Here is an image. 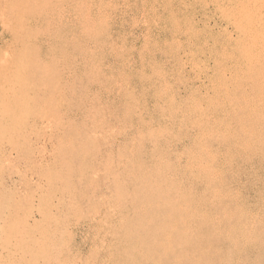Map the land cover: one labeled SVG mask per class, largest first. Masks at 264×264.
Segmentation results:
<instances>
[{
  "label": "rangeland",
  "instance_id": "obj_1",
  "mask_svg": "<svg viewBox=\"0 0 264 264\" xmlns=\"http://www.w3.org/2000/svg\"><path fill=\"white\" fill-rule=\"evenodd\" d=\"M44 1L0 0V56L6 52L12 53V60L19 62L23 71L21 85L19 89L17 88L19 91L16 89L15 95L6 97L0 87V104L10 97L16 99L21 95L25 98L26 105L22 109L15 105L23 124L47 114L68 115L65 123L69 122L62 129V137L72 136L76 144L72 151L70 149L65 151L64 148L60 151L62 158L66 157L65 159L69 160V169L67 168L65 172L58 170L49 177L51 182L57 184L52 186L55 192L65 190L71 194L74 202L61 205L60 214L54 221L51 220L55 224L58 223L59 231L51 233L47 240H44L43 250L38 254V263L40 261L39 264H264V233L261 234V231H264V153H262L264 131L260 135L257 131L250 134V130L242 127L238 116L228 109L230 105L227 98L231 100L233 96L219 93L217 95L212 88L211 93L208 79L192 69L186 59L183 58V61L179 59L182 50L185 49L184 46L176 45L179 56L172 57L173 47L163 32V22L159 23L152 19L157 23L154 26L153 21L149 22L151 8L148 7L153 5L154 0H83L86 5L88 3L90 7L92 6V17L99 19L105 12L103 18L108 19L104 26L102 23L96 24V30L100 31L99 34L103 33L104 37L98 34L101 38L96 36L93 42L97 40L98 43L94 42L95 45L87 42L85 35L87 28L83 30L84 22L77 16L78 13L74 14L78 12L76 11L78 6H83V1L77 0V3L81 2L80 5L73 4L74 0L67 5L64 4V17L53 22L49 29L44 21L49 18L55 0ZM143 6L147 9L145 10ZM155 7L158 9L160 19H165L167 15H163L161 7L158 5ZM96 13L100 15L97 16ZM75 16L78 21L75 20ZM196 17L199 18V15L195 16V20ZM79 18L83 25L80 24ZM25 24L28 27H24ZM46 29L48 30L45 31ZM106 29L105 34L103 30ZM208 31L211 32L210 29ZM100 40H104V43ZM115 51L118 53L117 56ZM204 53L209 55L208 51L204 50ZM88 54L91 55L88 57ZM207 64L206 72L211 73L208 68L213 67L212 62L209 61ZM212 96L216 97L218 103L224 97L220 104L228 102V106L224 103L227 107L220 104H217V107V102L211 99ZM12 98L11 101L14 103ZM238 122L243 128L240 127L242 132L238 130L240 126ZM96 127L99 134H95ZM201 133H205L204 136ZM6 134L5 131H0V144L4 141L3 138H6ZM32 134L44 133L35 130ZM55 145L57 146L47 145L45 149L49 153L54 151L56 164L61 158ZM14 146L18 151V158L28 160L30 165L28 169L35 175L40 173L45 175L46 169H52V161L49 158L45 163L50 161V165L43 168H46L45 172L40 171V165L36 162L31 163L38 151L26 142H14ZM107 149H109L107 154H110L107 158L111 161L104 155ZM206 149V154L210 155L204 158L206 151L203 153L202 150ZM212 156L215 160L209 159L214 158ZM197 158L201 160L198 161ZM79 161L81 162L77 163ZM123 161H126L125 165ZM198 165L203 166V169ZM121 167L123 171L119 170ZM208 167L215 171L212 172L214 174L211 173L212 176L207 174L210 172L206 169ZM197 168L203 172L198 169L200 171L198 173ZM12 170L11 166L0 167V174L10 187L9 177L14 171ZM207 170L209 172H206ZM125 171L131 172L133 176L131 173H127V176ZM20 173H23L22 169ZM203 173H206V177ZM65 174L67 175L64 176ZM139 175H144L143 180L146 182L148 180V184ZM113 178H117L120 183L117 182L116 186L115 182L112 184L110 179L113 181ZM130 178L133 179H131L133 183ZM215 178L219 179V184L215 182ZM151 180L155 182L156 187L160 184L159 188L165 190L162 191L164 194L157 188L156 193L151 192L152 197L150 194L147 195L149 192L147 189H150V186L155 187ZM139 181L142 182L141 186ZM61 182L67 184L62 185ZM144 185L149 186L143 188ZM117 186L122 187V190L127 187L126 191L121 190L123 194L121 205L114 203L116 198L114 190ZM10 187L7 188V192H10L7 195L11 200L13 189ZM149 201L151 205L146 208L150 204ZM11 202L13 204L11 200L10 205ZM28 204L29 202L25 207L30 208L32 203ZM111 204L116 207H114L117 210L116 219L105 217V209ZM178 204L185 210L189 208L184 210V213L179 210L178 213L182 217L177 216ZM139 207H145V211ZM165 216L171 220L175 217L177 221L181 217L187 226L182 224L180 230L178 228L170 230L171 234L168 231L170 243L163 251L162 246L156 245L163 236L161 224ZM100 218L102 223L99 222ZM169 219L166 218L165 221ZM248 230L251 234L248 236L250 239L246 238ZM201 250L203 252H200Z\"/></svg>",
  "mask_w": 264,
  "mask_h": 264
},
{
  "label": "bare ground",
  "instance_id": "obj_2",
  "mask_svg": "<svg viewBox=\"0 0 264 264\" xmlns=\"http://www.w3.org/2000/svg\"><path fill=\"white\" fill-rule=\"evenodd\" d=\"M55 1H54L55 6L52 9H50V6L48 4L49 9L51 10L50 11L51 13L49 15V18L46 21H44L45 26H47V28L53 22H57V20L62 19L64 17L65 10H64L63 6L69 4L70 1L72 2V0H55ZM82 1L83 0H81V2ZM36 2H37V0H36ZM51 2H52V0H51ZM81 2L77 3V0H74L73 4L77 3L80 5ZM82 4H83V6L82 5H81V7L78 6L77 9H76V5H75L74 7H75L76 11H78V12H75V13L73 12V13L75 15H76V13H78L77 16H79L82 19V21L84 22L83 23L84 24L83 30L85 27L87 28V30H86L87 34H85V35H87L86 36L87 42L90 41V42L94 43L97 40L94 42H93V40H95L96 36L100 32V31L96 30V28H95L96 24L102 23L103 24L102 26H104L105 23L107 24L106 20H108V19L103 18V14L105 13L104 12L105 8H104V10L102 9L104 13H102L101 15L98 14L100 16H99V19H97L95 17H92V6L90 7V5L88 3L86 5V3H84V1ZM155 5L156 6L158 5L159 7H161L162 10L161 9L160 10L162 11L163 15H165V14L167 15L166 18H169V17L170 18L167 20H165L166 18L163 20L160 19L159 13L157 11L158 9H156ZM100 6H102V5H100ZM109 7H110V5H109ZM101 8H103V7H101ZM148 8L149 9L151 8L149 11L151 13V14H149V15H151V18H150L151 21L149 19V22H152L153 20H157V22H159V23L163 22L162 24H164V28H162L163 25L161 26V28L163 29V32L166 34L169 42L172 44L171 45L173 47V50H171L172 51L171 52L172 57L177 58L179 56L176 45L184 46L185 49L182 50V53H181L182 56L179 57V59L180 60L182 59L181 61H183V58L186 59L188 61V63L191 64L192 69H194L199 74H203L205 76V78L208 79L209 84H211L210 91L212 88L216 92L217 95H219V94L229 95V96L232 95L233 98L231 100L229 98H227L230 106H228V104H227L228 102H224L227 104L229 111L233 112L234 114H236V116H238L239 122L241 123L242 127H246L248 130H250L251 131L250 134H252V132H254V131H257L259 135H260V133L262 134V131H264V0H182V1H179V0H154L153 5L151 7H148ZM49 9H48V11H49ZM107 9H108V7H107ZM146 9L147 8H145V10ZM97 12H98V10H97ZM96 15H97V13H96ZM196 15H199V18L196 17V20H195ZM42 16H44V15H42ZM65 17H66V15H65ZM73 17H74V15H73ZM81 19H80V24H82ZM63 20H66V19H63ZM75 20L78 21L77 17ZM155 23L156 22L153 21V24L152 23L151 24L154 26ZM155 25H157V23ZM25 26H26V24L24 25V27ZM26 27H28V26H26ZM7 28H8V26H7ZM102 28L105 29V27H102ZM48 29H46L45 31H47ZM81 29H82V27H81ZM107 29L105 31L103 30V32L105 33L107 31ZM209 29L211 32L208 31ZM213 31H214V33H213ZM101 32H102V30H101ZM100 34H101V37H104V36H102V35H104L103 33H100ZM99 35L97 36L98 38L100 37ZM167 39H166V42H168ZM103 41L104 40H102L101 43H104ZM105 41H107V40L105 39ZM97 43L98 42H96V44ZM94 45H95V43H94ZM98 46L100 47V44H98ZM105 46H106V44H105ZM107 46H108V44H107ZM37 47H38V45H37ZM187 48H188V50H187ZM87 50H88V48H87ZM204 50H205V52L208 51L209 55H207V53L203 54ZM114 53L117 56L118 53H116V51ZM90 55L88 54L87 56L89 57ZM11 56H12V53H10V52L9 53L6 52L0 56V87H2L1 90L4 91V93H5L4 95L6 97H8V95L13 96V94L16 92V89L17 88L19 89V87L21 85V79H22L21 76L23 73L22 66L20 65V63L13 61L14 59L12 60ZM39 56H40V54H39ZM80 58H82V57H80ZM91 60H92V58H91ZM57 61H58V59H57ZM209 61H211L212 65H213V67L208 68L212 71L211 73H207L206 69H205V66L208 65L207 63ZM95 66H97V65H95ZM95 73H97V72H95ZM97 80H99V79L97 78ZM91 84H93V83L91 82ZM86 92H87V90H86ZM59 93H61V92H59ZM211 93H212V91H211ZM52 94L54 95L55 93H52ZM84 94H86V93H84ZM212 95H214V94H212ZM53 97H55V96H53ZM11 98L12 97H10L9 99H5L4 101L2 100L3 103L0 104V131H5V133H7L6 138H3L4 141L0 144V146H1L0 147V167L11 166L12 169L14 170V171L12 170L13 173L9 177L11 180L10 181L11 187L8 185V182L6 184V181H5L6 179H4V177H2L3 175L0 174V264H39L40 261L38 263V258H39L38 254L41 250H43V246L45 245L44 240H47V238L51 235V233H53L55 231L56 232L59 231V228L57 226L58 223L56 222L57 224H55V222H53V221H54V218L60 214V206L64 205V203L70 204V202L71 203H72V201L74 202V199L72 198L71 194L67 193L65 190L62 189L60 192L56 193L55 190L52 188V186L57 185V184L54 182H51V180H50L51 178H49V177L52 176L54 174V172H56L58 170L65 172V170L69 166V160L65 159L66 157L62 158L63 155H62V153H60V151H62L63 148L65 151H67V149H70L72 151L76 148V144H75V139L72 136H67L64 138L62 137L63 136L62 129H63L64 125L69 122L68 121L67 123H65L66 122V116H68V115L62 116V115H57V114H52V115L47 114V115H43L37 119L26 121L23 124L20 122V120H22V119L19 118L20 114L15 110L16 109L15 105L17 106L18 109H22L26 105L25 104V98H23L21 95L19 97L17 96L16 99L12 98L14 103L11 101ZM85 98H87V96H85ZM215 98H213V96H212L211 99L213 102H217L216 105L220 104L224 100L223 99L224 97H223V98H221V101L219 100L220 103H218V100H216ZM83 99H84V97H83ZM212 101H210L211 104H212ZM224 103H223V105H225ZM211 104H210V106L212 108L213 107L212 105H214V103L212 105ZM216 105H214V106L216 107ZM223 105L220 104V106H223ZM193 107H194V105H193ZM217 107H218V105H217ZM215 110L216 109L214 108V111ZM223 110H224V107H223ZM85 114H87V113H85ZM85 116H87V115H85ZM232 117H234V115ZM239 122H238V125H240ZM94 125H96V124L94 123ZM241 125L239 126L238 130L242 132L243 128L241 127ZM240 127L242 128L241 130H240ZM197 129L199 130V127H197ZM204 129H206V128H204ZM35 130L40 131V133L43 132L44 134H38V135L34 134L33 135L32 133H35ZM96 130H97V127L95 128V131ZM103 130H105V129H103ZM99 131H101V130L99 129ZM198 133H200V132H198ZM92 134L93 135L99 134L98 130H97V133H95V134L92 133ZM201 134L204 136L205 133L204 134L201 133ZM225 134H226V132H225ZM230 134H233V133H230ZM237 134H239V133H237ZM31 136H33V137H31ZM100 136H102V135L100 134ZM31 138H33V139H31ZM113 138H114V136H113ZM19 141L20 142H26L32 148L34 147L35 149H37L38 152L35 153L36 154L35 159L32 160L31 163L34 164L36 162L38 165H40L39 168H40L41 172L44 171L50 165V161H52L51 162V164L53 166L52 169H46L45 170L46 172L44 171L45 175L42 173L37 174V175L32 173L28 169V167H30L29 161L28 160H26V161L22 160V158L20 159L17 156L18 151L16 150V146H14V142H19ZM196 141H197V139H196ZM248 143H250V141ZM54 144H57V146L56 145L55 146L58 148V150H59L58 155H59V158H61V160L56 161V162H58L56 164L54 163L55 158H56L54 156V151H52V153H49L45 149L47 147V145L52 146ZM107 147H108V145H107ZM247 148H248V146H247ZM257 148H255V149L258 150ZM54 149L56 150V148H54ZM207 149L202 150V152L204 153L206 151L205 152V154H206ZM245 149H246V146H245ZM245 149H244V151H245ZM108 150L109 149H107L106 153L104 154V155H106V158H107V155L108 156L110 155V154H107ZM199 150H201V148ZM131 153L132 152H130V156H131ZM262 153H264V151ZM200 154H201V152H200ZM207 155H210V154H206L205 156L203 155L204 158H206ZM212 157H214V156H212ZM48 158L50 159V161L45 163ZM107 159L109 161H111L109 158H107ZM209 159L215 160V157L212 159H211V157H209ZM78 160L79 159H77V161ZM199 160H201V159H198V161ZM104 161H107V160H104ZM109 161H108V163H110ZM80 162L81 161H79L77 163H80ZM125 162L123 163L124 165H125ZM133 163L134 162H132V164ZM202 163L204 164V162H202ZM212 163H214V161ZM110 164L112 166V163H110ZM128 164H130V163H128ZM132 164H130V166ZM20 165L22 167H19ZM120 165L122 166V164H120ZM193 165L195 167H197L196 164L193 163ZM200 165H198V167H200ZM206 165H204V166L207 167ZM32 166L33 165H31V167ZM194 166H192V168ZM44 167H46V168L43 169ZM202 167L203 166H201L200 168H202ZM200 168H197V170ZM209 168L210 167H208L206 169H209ZM214 168L216 169V167H214ZM21 169L23 171L22 174L20 173ZM31 169H33V168H31ZM116 169H117V167H116ZM120 169H122L121 171L124 170L122 167L119 168V170ZM133 169H134V167H133ZM206 169H204V170H206ZM126 170H128V168ZM194 170L196 171V169H194ZM216 170H218V169H216ZM129 171H131V170H129ZM157 171L159 172V170H157ZM202 172H203V170H201V173ZM206 172H209V171L207 170ZM212 172H215V171L210 170V172L207 174L209 176L210 175L212 176V174H214ZM103 173H104V171H103ZM124 173H126V171ZM127 173H131V172H127ZM198 173H200L199 170H198ZM216 173H219V172L216 171ZM205 174L206 173H203L204 177H206ZM66 175L67 174H65L64 176H66ZM131 175H132V173H131ZM219 175H217V176H219ZM121 176H122V174H121ZM127 176H128V174H127ZM139 176L143 177V178L140 177V179L141 178H142V180L144 179V175H139ZM92 177H94V176H92ZM136 177H138V176H136ZM214 177L215 176L213 175V178ZM124 178H125V176H124ZM200 178H201V176H200ZM106 179H108V178H106ZM116 179L117 178H113L112 179L113 181H111V179H110V182H112V184L115 182V186L120 183V181L118 179H117L118 180L117 181ZM119 179H121V177ZM131 179L132 178H130V181H131ZM134 179H136V178H134ZM208 179L210 180L209 177H208ZM156 180L157 179H154V181H156ZM209 180H208V182H210ZM216 180H215V182L217 183L219 179L217 181ZM62 181H65V180H62ZM130 181L128 180L129 183H130ZM143 181L146 182L145 180H143ZM151 181H152L151 182V184H152L154 181L153 180H151ZM26 182H27V184H25ZM117 182H118V184H117ZM124 182H125V179H124ZM144 182H143V184H144ZM147 182H148V180H147ZM63 183L64 182H61L62 185L67 184V182H66V184H63ZM123 183H122V185H123ZM134 183H135V181H134ZM141 183L139 181L140 186H141ZM218 184H219V182H218ZM170 185L168 187L171 190L172 185L171 186ZM148 186L144 185L143 188H146V187L148 188ZM153 186H155V182L153 183ZM159 186H160V184H158V186L157 187L155 186L154 188L152 186H150L151 190L147 189V191L149 190V192L145 191V193L147 192V195L150 194V197H152L151 192L154 193V191H155V193H156L158 190L157 188H159ZM9 187H10V189L11 188L13 189V192L11 195V200L13 201V204L11 202V205H10L11 200L8 198L9 195H7V193H10L9 191L7 192V188L9 189ZM125 187L126 186H124V188ZM125 189L122 190V187H120V186H117L115 188V190H114L115 191L114 195L116 197L115 201H114L115 204L118 203L119 205H121V202L123 200V194H121L122 193L121 190L124 192L127 190V189L126 190ZM159 189L161 190V187ZM165 189H166V187H165ZM163 190L160 191L162 194H164L163 192L165 191V190L164 191ZM167 190H169V189L167 188ZM142 192H144V191H142ZM215 192H216V190H215ZM217 193H215V195ZM131 194L133 195V193H131ZM166 196H168V195L166 194ZM170 196H171V194H170ZM153 197H155V196H153ZM161 199H162V197H161ZM205 199H206V197H205ZM159 200H160V198H159ZM163 200L164 199H162V201ZM30 201H31L32 205L38 204V206H36V205L32 206L31 205L30 208L25 207L26 203L29 202L28 205L31 204ZM149 203L150 204L147 205L146 208L150 207L151 202L149 201ZM166 203H167V201H166ZM182 204H184V203H182ZM113 205L114 204H111L110 206L107 205V208L105 209V212H104L106 219L107 218L108 219H114V218L116 219L117 210L115 209L116 207ZM132 205H134V204H132ZM67 206L69 207V205H67ZM144 206H145V204H144ZM179 206L177 208H180V209L176 208L177 213L178 212L180 213V211L183 212L185 210V209H183L182 205H179ZM26 208H29V209H26ZM187 208H186V210H187ZM140 209H143V211H145V207L140 208ZM188 210H189V208H188ZM140 212H142V211H140ZM173 213H174V210H173ZM178 214H177V216H181L180 214L179 215ZM192 214H194V212H192ZM225 214L227 215V212ZM103 217H104V215H103ZM181 217L178 218V221L175 220V217L173 218L174 220H171L168 217H166L169 220L165 221L166 220V218H165L162 221L161 229H163V234H162L163 236L159 241L160 243H158V241H157L158 244L156 246H162L163 251L166 250L167 245H169V243H170V237L168 235L170 233V230H172V229L174 230L175 228L179 229L182 224L184 225V222H183L184 220ZM52 219H53V221H51ZM212 219H213V217H212ZM237 220H239V219H237ZM96 221H97V219H96ZM99 222H101V223L103 222L102 218L99 219ZM185 225L187 226L186 222H185ZM253 226H251V227H253ZM242 227H243V225H242ZM259 228H261V227H259ZM247 229H249V228H247ZM244 230H245V228L243 229V231ZM168 231H169V233H168ZM184 231H186V230H184ZM227 231H229V230H227ZM177 232H179V231L177 230ZM249 232L250 231L248 230V233ZM262 232L264 233V231H261V234H262ZM257 234H256V236H257ZM250 235L251 234L249 233L246 238H249L248 236H250ZM179 236H181V234ZM175 237L177 239V236H175ZM253 237H251V238H253ZM185 238H186V236H185ZM172 239H173V237H172ZM172 239H171V241H173ZM242 241L243 240H241V242ZM151 242L153 243V241H151ZM176 249H177V246H176ZM191 251H189V252L191 253ZM186 252H188V251H186ZM200 252H203V251L201 250ZM187 256H189V255H187ZM179 257H181V256H179ZM194 257H195V255H194ZM173 258H174V256H173ZM185 258H187V257H185ZM176 260H180V259H176ZM187 260H188V258H187ZM189 261H190V259H189ZM179 262H181V261H179ZM193 262H194V260H193Z\"/></svg>",
  "mask_w": 264,
  "mask_h": 264
}]
</instances>
